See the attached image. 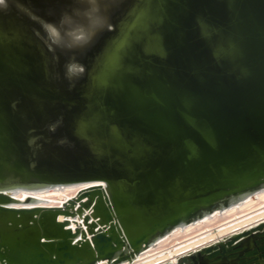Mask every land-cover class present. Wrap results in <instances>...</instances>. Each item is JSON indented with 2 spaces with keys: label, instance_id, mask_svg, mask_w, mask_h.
I'll return each instance as SVG.
<instances>
[{
  "label": "water",
  "instance_id": "95a60500",
  "mask_svg": "<svg viewBox=\"0 0 264 264\" xmlns=\"http://www.w3.org/2000/svg\"><path fill=\"white\" fill-rule=\"evenodd\" d=\"M101 3L108 26L68 51L46 25L77 0H0V264L131 263L264 191V0ZM251 234L207 260L264 263Z\"/></svg>",
  "mask_w": 264,
  "mask_h": 264
},
{
  "label": "bare ground",
  "instance_id": "6f19581e",
  "mask_svg": "<svg viewBox=\"0 0 264 264\" xmlns=\"http://www.w3.org/2000/svg\"><path fill=\"white\" fill-rule=\"evenodd\" d=\"M82 187L84 186L66 187L57 190H45L39 193H34L33 195L37 199H40L38 203L42 205L64 204L69 199L75 197L79 189H81ZM7 194L10 195V197H12L13 199L22 202H25L26 198L30 195V193L25 191H11V192H7ZM256 197H260L261 200H263L264 191L256 194L252 198L249 197L244 201L234 204L232 207L228 208L227 210H224L222 212H217L212 216H208L203 220L197 222L196 224H192L184 228H179L176 231H174L172 234H170V237H174V235L179 232L182 233V237H184L188 235V234L184 235L183 234L184 232H188L189 234L192 233L193 229H196V227L200 226L203 222H208L215 219L217 217V214L225 215L226 211L228 213L229 212L233 213L234 212L233 210L236 208L248 207L250 203L252 204L253 202L256 201ZM21 205H23V203L20 204L19 206ZM260 207H262V205ZM260 207L253 210L255 212L254 213L252 212V214L250 213L241 218H236L237 216H235L236 218L235 220L230 221L234 218L233 217L225 221L224 223H221L220 225H222L223 228L218 227L219 229L217 230L215 229L210 230L211 228L208 229L206 228L204 232L197 233L194 235L190 234L189 237H186L182 241L174 244L172 246L170 254H168L169 252L163 251L156 255L149 256L144 260H140L136 262V264H180L181 262H183L184 258L186 259L194 258L195 259L194 264H236V261L233 259L219 263L210 262L207 260V255L204 252L206 251V249H214L216 247H221L223 244L229 243V241H231L235 237L242 235L248 231H251L252 234L251 236L242 239L243 245L249 250L254 249L255 247L260 248L262 244H260L259 246L258 242H256V241H260L261 243L262 238L260 235L264 234V229L260 230V232L256 231L260 226L264 225V207L263 208ZM59 220L64 221V217L61 216ZM71 221H72L71 225L73 229H75L78 225L79 226L83 225L82 221L79 219L76 220L77 222H74L75 220H71ZM262 254L264 253L262 252Z\"/></svg>",
  "mask_w": 264,
  "mask_h": 264
},
{
  "label": "clouds",
  "instance_id": "9594fccd",
  "mask_svg": "<svg viewBox=\"0 0 264 264\" xmlns=\"http://www.w3.org/2000/svg\"><path fill=\"white\" fill-rule=\"evenodd\" d=\"M78 7L73 8L61 28L46 25L51 44L62 50L84 49L91 44L96 35L108 26L101 0H77ZM82 65L69 64L67 73L70 78L82 75Z\"/></svg>",
  "mask_w": 264,
  "mask_h": 264
},
{
  "label": "rangeland",
  "instance_id": "374dc122",
  "mask_svg": "<svg viewBox=\"0 0 264 264\" xmlns=\"http://www.w3.org/2000/svg\"><path fill=\"white\" fill-rule=\"evenodd\" d=\"M57 205L58 206H61L63 204H57ZM261 205H262V207H260ZM248 207L236 208V209L233 210L234 212L232 211L233 213H230V212L228 213L226 211L225 215L217 214V217L215 219H213L211 221H208V222H203L200 226L196 227V229H193L192 233H190V234L191 235H194V234H197V233L204 232L206 230V228L207 229L208 228H211L210 230H214V229L217 230L219 228H223L222 225H220L221 223H224L225 221H227V220H229V219H231L233 217L234 218L232 220H230V221H233L236 218H241V217H243L245 215H248L250 213L252 214V212L253 213L255 212L253 210H255L258 207L263 208L264 207V199L261 200L260 197H256V201L253 202L252 204L250 203ZM244 213H246V214H244ZM242 214H244V215H242ZM238 215H240V216H238ZM235 216H237V217L235 218ZM74 222H77V221H74ZM74 225H75V223H74ZM183 234L184 235L185 234H188V235L182 237V233L179 232V233H176L174 235V237L168 236L165 240H163L159 244L153 246L152 248H150V250H148L144 254H141L140 256H138L133 262L126 263V264H136V262H138L140 260H144V259H146L149 256L156 255V254H158L160 252H163V251L169 252L168 254H170L171 253L172 246L174 244H176L177 242H180L184 238L190 236V234L188 232H184Z\"/></svg>",
  "mask_w": 264,
  "mask_h": 264
}]
</instances>
